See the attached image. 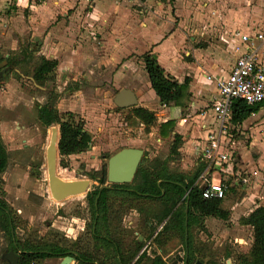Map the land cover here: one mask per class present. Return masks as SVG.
Listing matches in <instances>:
<instances>
[{"label":"rangeland","instance_id":"1","mask_svg":"<svg viewBox=\"0 0 264 264\" xmlns=\"http://www.w3.org/2000/svg\"><path fill=\"white\" fill-rule=\"evenodd\" d=\"M156 5V0H148V3L144 4L134 0L132 3L135 11L157 7L162 12L164 4ZM241 5L251 12L252 6H256L257 3L255 0H242ZM5 15L3 13L1 16ZM78 22L82 21L78 19ZM9 35L11 36L0 34V42H3L0 46V56L7 53L14 58L11 66H4L3 57H0V69L4 68V76L0 81V140L5 152L4 165L0 170V201L11 210L15 224L12 229L13 236L20 242L25 240L40 244H58L66 248L76 244L85 251L98 248V252H102L103 255L104 250L89 236L90 210L85 194L99 186L91 175L98 177L100 169L106 168L107 158L122 147L140 148L142 156L139 164L154 165L165 161L169 171L190 175L196 164L193 146L189 141L190 136L185 135L189 132L188 123L178 126L175 123L176 111L170 114L175 120L171 130L167 135L160 136L159 110L154 111L155 122L145 127L132 114V107L114 106L111 98L116 89L110 88L112 84L110 80H95L94 84L88 87V91L76 92L80 80H84L81 78L82 74L89 73V68L85 66L83 69V66L79 65V69L76 64L68 63L64 56L58 58L59 64L48 73L50 78L39 85L32 79L33 69L39 63L35 45H32L35 54L32 51L29 53L23 50L25 42L18 46L17 39L12 40L14 36ZM193 35L186 33L184 41H191ZM212 36L211 33L204 34L202 39H196V43L204 42L203 40L210 42ZM10 44L17 45V53H13ZM23 52L28 57L21 61L20 55ZM66 64L72 68L62 70ZM143 73L146 79V74L144 71ZM90 76L94 78L92 74ZM58 102L61 104L59 107ZM147 103L152 107L155 100L149 96ZM40 107L51 110V115H55L54 120H65L66 112H71L75 118L81 120L82 129L89 137V147L87 150L63 156L58 154L56 148L55 172L63 180L87 178L89 184L85 192L61 200H54L51 197L45 169V147L50 127L56 128L58 139V124L53 120L51 122L47 116L43 117V121L40 120L37 112ZM185 112L186 110L181 111L180 116ZM261 118L262 116L251 117L248 120L249 127L256 126ZM174 132L178 133L181 139L172 151ZM245 135L247 136V133ZM245 135L237 134L233 138L235 141L241 140L237 147L243 149L246 147L250 150L248 153L255 159L257 154L252 147L248 148L249 138L246 139ZM259 141L263 142L264 138H259ZM261 161L264 162V157ZM104 184L111 183L105 180ZM242 193L240 192V195ZM110 201L118 207L122 198L115 196L111 197ZM130 201L133 208L124 205L125 211L121 216V225L130 230L129 234L122 231L125 244L130 241L132 249V243L137 238L141 243L140 251L144 250L147 256L157 251L168 264L179 260L183 253V235L171 215L161 216L163 205L157 201L139 198ZM177 205L181 207L182 202H178ZM221 206L228 211L226 219L203 217L201 223L192 224L187 229L186 237L187 234L190 235L195 246V255L201 258L203 264L207 260H213L216 264H223L229 260L230 264H236L235 256L246 253L252 240L251 228L240 222V218L249 207L241 205L232 208L227 202L221 203ZM101 231L104 232L102 228ZM9 247L7 234L0 227V264H6L1 255L5 254ZM225 253H229V258L224 259ZM60 260L61 257H50L36 261V264H60ZM66 264L75 262L71 260Z\"/></svg>","mask_w":264,"mask_h":264},{"label":"crops","instance_id":"2","mask_svg":"<svg viewBox=\"0 0 264 264\" xmlns=\"http://www.w3.org/2000/svg\"><path fill=\"white\" fill-rule=\"evenodd\" d=\"M133 1L0 0V34L8 37L12 34V40L17 39L18 46L25 42L23 50L33 52L32 45H35L39 57L55 60L56 65L60 62L58 58L64 56L68 63L76 64L79 69V65L83 69L88 66L94 78L83 73L81 78L84 80L78 78L81 83L76 92L88 91L95 80H110L111 89L117 91L123 87L133 91L136 104L130 107H143L153 111L154 115L158 109L161 122L171 120L174 123L170 114L177 111L175 123L178 126L188 123L189 132L185 135L190 136L194 152L207 136L214 137L217 133V124L209 112L216 95L215 78L228 73L235 58L232 48L239 42V34H262V40L256 41L254 52L256 61L264 67V7L259 6H264V1L255 0L257 5L252 6L251 12L241 5L242 0H156V6L164 4L162 12L157 7L135 11ZM138 1L148 3V0ZM3 13L7 18L1 16ZM78 19L82 22L79 23ZM186 33L194 34L189 42L184 41ZM207 33L213 35L210 42L196 43V39H202ZM17 45L10 44L13 53H17ZM146 52L153 54L164 73L177 82H182L185 77L188 79L187 95L180 99V104L164 106L158 102L143 73L140 56ZM8 55L1 54L0 57ZM20 57L21 61L27 59H22L23 55ZM68 68L72 67L66 64L62 70ZM149 96L155 100L152 107L147 103ZM57 105L59 107L60 102ZM255 105L257 109L242 121L233 123L229 115L226 123L233 140V166L249 174L241 175L248 178L246 184L234 186L235 199L220 201L231 207H249L244 215L264 204V162L261 161L264 141H259L264 138V101ZM183 110L186 112L180 116ZM253 116L262 118L256 126L249 127L248 120ZM183 117L185 122L181 121ZM173 134L179 136L176 132ZM237 134L249 138L248 148L255 150V159L246 147H237L241 143L233 138ZM195 164L200 163L195 159ZM213 178L217 179L216 174ZM240 192L243 193L240 195ZM183 241L185 245L184 219ZM153 254L160 255L157 251Z\"/></svg>","mask_w":264,"mask_h":264},{"label":"trees","instance_id":"3","mask_svg":"<svg viewBox=\"0 0 264 264\" xmlns=\"http://www.w3.org/2000/svg\"><path fill=\"white\" fill-rule=\"evenodd\" d=\"M28 52L31 53V51ZM22 55V59L28 57L25 52ZM140 57L150 88L158 102L164 106L180 104V99L187 95L188 79L185 77L182 82H177L173 77L164 73L150 52H146ZM13 59L10 55L3 58L4 66H11V62L14 63ZM38 60L39 63L32 72V79L40 85L42 81L50 78L48 73L53 71L56 61L43 57H39ZM256 109L257 105L248 106L241 100H233L230 107V121L240 122ZM37 112L40 120L43 121V117L47 116L51 122H57L56 147L59 155H69L88 149V134L82 129L81 120L75 118L74 114L66 112L65 120L58 121L54 120L55 115H51V110L44 107H40ZM131 112L145 127L155 122L156 118L151 110L135 106L131 108ZM172 125L171 120L159 123V135H167ZM178 141L179 136L173 134L172 151L175 150ZM4 153L0 140V170L4 165ZM202 169L203 165L197 164L193 173L185 176L169 171L165 161L154 165L139 164L130 184L111 183L109 185L104 184L106 180L105 167L100 169L98 177L92 174L91 178L96 180L99 186L85 194L90 210L89 236L92 241L97 242L98 247L104 250L103 255L102 252H98V248L85 251L77 247L76 244L71 248H66L58 244H40L25 240L20 242L13 236L12 229L15 224L11 217V210L2 201H0V227L7 234L9 246H13L18 255V264H36V261L44 258H62L66 255L70 256L75 264H168L158 254L147 256L144 250L140 251L141 243L136 236L135 242L132 243V249L130 241L125 244L122 231L129 234L130 230L121 225V216L125 211L123 207L125 205L128 208H133L130 200L135 198L160 202L163 205L161 216L171 215L182 235L185 202L187 204V229L192 224L201 223L203 217L212 216L226 219L228 211L221 206V201L202 198L200 189L194 183ZM115 196L122 198L118 207L110 201V198ZM178 202H182L181 207L177 205ZM240 222L251 228L252 240L246 253L235 256L236 264H264V204L254 207L240 218ZM172 225L174 226V223ZM101 228L104 232L101 231ZM182 246L183 253L180 259L169 264H193L196 260L202 261L195 255V246L189 234H187L185 245L182 238ZM226 258H229V253L224 254V259ZM204 264H216V262L207 260Z\"/></svg>","mask_w":264,"mask_h":264},{"label":"built area","instance_id":"4","mask_svg":"<svg viewBox=\"0 0 264 264\" xmlns=\"http://www.w3.org/2000/svg\"><path fill=\"white\" fill-rule=\"evenodd\" d=\"M262 38L260 33L253 36L239 34V42L232 48L235 58L228 73L215 78L216 95L209 112L217 124V133L214 137L207 136L194 151L195 159L203 165L194 183L204 199H235L237 194L234 186L248 181L246 176H241L248 172L233 166V140L226 123L233 100H241L248 106L264 101V67L256 61L254 52L256 41ZM185 120L181 118L182 122ZM213 174H216L217 179L213 178Z\"/></svg>","mask_w":264,"mask_h":264},{"label":"water","instance_id":"5","mask_svg":"<svg viewBox=\"0 0 264 264\" xmlns=\"http://www.w3.org/2000/svg\"><path fill=\"white\" fill-rule=\"evenodd\" d=\"M4 68L0 69V81L3 79ZM114 106L125 108L134 106L136 98L133 91L129 88H119L111 98ZM57 144V130L50 127L48 143L45 147V169L47 177L48 190L54 200H61L65 197L83 193L87 190L89 180H63L56 175L55 157ZM142 156V150L136 147H122L113 152L106 160V181L108 183H129L131 182L137 166ZM186 211L187 204H184V240L186 239ZM6 264H18V255L13 250V246L8 248L5 254L1 255ZM70 256H63L60 264H66L71 261ZM194 264H203L196 260ZM225 264H230L229 260Z\"/></svg>","mask_w":264,"mask_h":264}]
</instances>
